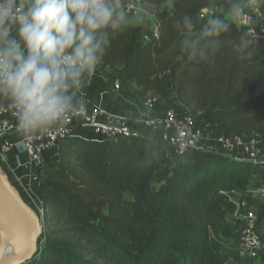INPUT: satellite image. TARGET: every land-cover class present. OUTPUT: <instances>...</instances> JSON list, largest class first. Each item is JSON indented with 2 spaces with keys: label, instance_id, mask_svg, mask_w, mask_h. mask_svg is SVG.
I'll list each match as a JSON object with an SVG mask.
<instances>
[{
  "label": "trees",
  "instance_id": "1",
  "mask_svg": "<svg viewBox=\"0 0 264 264\" xmlns=\"http://www.w3.org/2000/svg\"><path fill=\"white\" fill-rule=\"evenodd\" d=\"M140 1L159 37L146 42V27L129 25L102 66L156 91L158 102L172 96L217 131L264 139V0L244 23L229 20V0ZM211 7L210 18L228 24L218 37L200 31ZM185 14L194 17L192 35L174 27ZM40 175L44 231L27 264H227L242 257L222 235L224 202L237 192L252 196L253 181L264 183V163L209 150L173 157L142 135H73ZM258 213L260 226L264 202Z\"/></svg>",
  "mask_w": 264,
  "mask_h": 264
},
{
  "label": "clouds",
  "instance_id": "2",
  "mask_svg": "<svg viewBox=\"0 0 264 264\" xmlns=\"http://www.w3.org/2000/svg\"><path fill=\"white\" fill-rule=\"evenodd\" d=\"M229 3L241 17L239 0ZM129 7L126 0H0V101H7L19 131L50 127L74 110L76 92L129 26ZM174 27L188 35L197 30L189 14ZM227 29L213 17L200 31L218 37Z\"/></svg>",
  "mask_w": 264,
  "mask_h": 264
},
{
  "label": "built area",
  "instance_id": "3",
  "mask_svg": "<svg viewBox=\"0 0 264 264\" xmlns=\"http://www.w3.org/2000/svg\"><path fill=\"white\" fill-rule=\"evenodd\" d=\"M126 4L130 5L128 8L129 18L146 15L140 0H133ZM149 18L152 22L144 30L146 42L159 37L158 21L150 16ZM119 86L120 81L117 80L115 87L119 88ZM157 103L158 99L156 98L148 100L147 111L141 119L134 120L131 118L115 119L98 107L89 108L85 101H82L75 104L74 110L61 121L27 135L17 129L16 120L8 105L0 104V170L10 179L11 173L6 169L4 163L17 147H23L26 159L18 168V170H23L22 175L18 178L19 186L23 192L37 197L41 179L40 170L46 162L45 155L58 149L65 138L76 135L81 128H86L98 138L108 140L128 134L147 135V138L163 144L173 157L191 150H204L205 125L209 124L203 123L202 117L199 115L178 109H170L163 114H153L152 111ZM14 136L19 137L18 142L13 141ZM259 142L260 139L257 136L222 132L217 135L216 139L220 150L225 154L239 160L263 164L264 158L259 149ZM257 192L264 197V188L258 189ZM241 208L242 222L237 247L242 258L255 262L260 258L264 249V240L259 234V213L258 210L249 207L247 201L241 203Z\"/></svg>",
  "mask_w": 264,
  "mask_h": 264
},
{
  "label": "crops",
  "instance_id": "4",
  "mask_svg": "<svg viewBox=\"0 0 264 264\" xmlns=\"http://www.w3.org/2000/svg\"><path fill=\"white\" fill-rule=\"evenodd\" d=\"M261 1L262 0H260V4ZM256 13L258 14L259 10ZM251 16L248 17L246 22H248ZM151 22L152 20L147 15L128 19L129 25L137 24L143 27L150 26ZM116 81L117 79H115V72L107 67H103L102 64H100L97 68L96 73L91 78H86L83 86L76 92L75 104H79L82 101H85L86 105L89 108H93L94 106L98 107L115 119L131 118L134 120H138L141 119L144 113L147 111V101L152 98L159 99V94L156 91L145 90L139 87L133 80L120 81L119 88L115 87ZM0 104H7V101H0ZM170 109L181 110V107L177 103H175L172 96L162 101L159 100L152 112L153 114L158 115L163 114ZM202 122L205 123L207 121L206 119L202 118ZM219 133L220 131H217L207 124L205 125L204 150L222 152L219 148V145L216 143L217 135ZM76 135L83 137H95L86 128H81L76 133ZM143 136L148 137L147 135ZM18 140L19 137L14 136L13 141L18 142ZM259 149L264 158V139H260ZM58 153L59 148L47 153L45 155L46 161L57 158ZM25 159L26 152L24 148L17 147L4 163L6 169L11 173V182L19 188L24 199L25 195L28 194L23 192V190L19 186L18 178L22 175L23 170H18V168ZM263 188V181L259 177H257L253 181L250 188L252 191V196L242 198L241 193L237 192L235 197L224 202V205L227 209V218L226 224L222 230V235L232 244V246L236 247V245L238 244L239 227L242 222L240 217V213L242 211L241 203L243 201H247L249 207L258 210L259 205L261 204V200L264 197L260 195L257 190ZM37 198L42 205V195L38 191ZM230 262H233V260H231ZM235 262L236 264H246L248 260L241 258L240 261Z\"/></svg>",
  "mask_w": 264,
  "mask_h": 264
},
{
  "label": "water",
  "instance_id": "5",
  "mask_svg": "<svg viewBox=\"0 0 264 264\" xmlns=\"http://www.w3.org/2000/svg\"><path fill=\"white\" fill-rule=\"evenodd\" d=\"M3 175L5 180L0 177V218L8 226L19 227L25 239L19 251L0 256V264H27L39 252L44 231L42 219L35 208L25 201L19 189Z\"/></svg>",
  "mask_w": 264,
  "mask_h": 264
},
{
  "label": "rangeland",
  "instance_id": "6",
  "mask_svg": "<svg viewBox=\"0 0 264 264\" xmlns=\"http://www.w3.org/2000/svg\"><path fill=\"white\" fill-rule=\"evenodd\" d=\"M260 6V0H249L246 4L243 5L244 8V13L241 17H234L231 16L229 17V20L233 21L236 20L238 23H244L247 21L248 17L251 16L252 14H255L259 9ZM216 12V9L214 7H211L209 9H206L202 12V15L204 17L210 18L214 13ZM11 181V178H10ZM36 196H30V195H25V200L29 205H31L35 210L40 214H42V205L40 201H38V198ZM264 202V198L261 200V203ZM259 234L264 240V221L260 223L259 226ZM231 261V260H230ZM229 261V262H230ZM250 262V261H248ZM228 264H236L235 261L230 262ZM255 264H264V249L262 251V254L258 260L255 261Z\"/></svg>",
  "mask_w": 264,
  "mask_h": 264
},
{
  "label": "bare ground",
  "instance_id": "7",
  "mask_svg": "<svg viewBox=\"0 0 264 264\" xmlns=\"http://www.w3.org/2000/svg\"><path fill=\"white\" fill-rule=\"evenodd\" d=\"M0 177L5 180V176L0 170ZM25 236L19 227H11L6 225L0 218V256L17 252L24 243Z\"/></svg>",
  "mask_w": 264,
  "mask_h": 264
}]
</instances>
